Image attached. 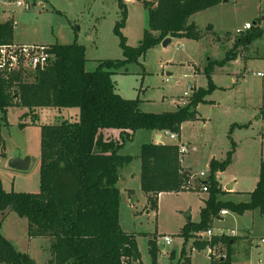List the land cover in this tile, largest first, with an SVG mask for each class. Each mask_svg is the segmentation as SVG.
<instances>
[{"label":"rangeland","instance_id":"374dc122","mask_svg":"<svg viewBox=\"0 0 264 264\" xmlns=\"http://www.w3.org/2000/svg\"><path fill=\"white\" fill-rule=\"evenodd\" d=\"M17 1L29 7L18 6ZM119 1L0 0V21H12V40L22 44H70L76 33L77 43L85 47V67L92 71L102 60L123 58L120 38L114 31L122 17ZM124 5L126 18L119 30L127 45L135 47L148 26V9L143 0H127ZM190 21L200 32H205L203 38L172 37L166 45L161 41L148 49L139 62H130L111 76L118 94L126 99L138 98L139 109L153 113L174 111L177 106L186 105L190 96L185 97L184 93L191 95L192 87L208 88L204 71L210 63L215 86L206 95V102L197 105L196 119L183 122L175 139L165 131L140 129L132 134L124 132L121 137L117 129L101 130L105 139L124 141L119 151L132 156V161L119 170V223L123 231L135 236L138 257L132 264H152L150 239L156 242V264H177L183 247L190 258L189 264H210V257L225 256L226 244L212 246L209 243L203 249L206 253L193 249L192 244L210 242L220 235L228 236L232 244L231 264H264V243L261 241L264 215L258 210L241 214L228 210L225 215L219 212L211 216L207 227L211 236L203 230L193 232L185 242L180 234L187 222L200 221V211L209 197V192L202 190L201 181L208 179L212 160H226L227 153L233 149L232 142L235 145L230 163L215 173L222 190L217 200L246 202L258 180L260 163L264 161V121L259 120V107L264 106V0L220 2L195 13ZM246 23L260 25L262 35L250 44H236L240 31L246 30ZM209 24L212 27L207 28ZM225 57L231 59L222 65L216 63ZM78 119V108H40L32 114L12 106L5 118L0 112L3 189L38 193L41 126ZM233 124L236 126L230 130ZM241 125L243 127H239ZM157 134L161 137L159 140H156ZM155 142L187 146V152L181 155V164L190 173V188L160 193L153 209L140 189L139 154L143 143ZM12 157H29L28 168H10L8 161ZM201 172L204 173L202 177ZM231 182L230 190L227 184ZM27 225L26 218L9 211L0 231L17 250L27 252L37 264H49L52 258L49 240L29 239ZM164 235L172 238L171 244L164 243Z\"/></svg>","mask_w":264,"mask_h":264},{"label":"trees","instance_id":"16d2710c","mask_svg":"<svg viewBox=\"0 0 264 264\" xmlns=\"http://www.w3.org/2000/svg\"><path fill=\"white\" fill-rule=\"evenodd\" d=\"M222 0H143L148 9V26L138 46L127 45L120 32L126 18L124 1H119L121 19L114 26L120 38L122 59L102 60L89 71L85 67V47L77 43L52 44L53 59L37 69L32 81H24L20 72L0 73V112L16 106L34 113L40 108H78L77 121L64 120L41 126L40 187L38 193L5 191L0 180V229L5 214L14 211L26 218L29 239L47 238L52 258L49 264H132L138 257L135 236L122 230L119 223V170L132 161V156L119 150L124 141L105 139L103 129H117L131 134L140 129L179 134L181 124L196 119V107L206 102L214 88L211 63L204 71L208 88L191 91L188 103L174 111L143 112L139 99H126L115 90L112 74L130 62H139L148 49L167 37L200 40L205 36L190 21L195 13L211 8ZM209 28V26H207ZM255 27L239 35L236 44H246L260 36ZM13 23H0V45L11 43ZM227 55V54H226ZM231 59L230 57H228ZM216 62L222 65L228 60ZM236 124L231 125L230 130ZM238 126V125H237ZM239 127H243L242 125ZM129 135V134H128ZM2 136L0 133V144ZM234 142L232 148L234 149ZM212 160L209 176L201 181L209 197L200 211L199 222H187L181 229L185 242L193 232L206 231L211 216L221 210L236 213L257 209L264 215V161L259 177L246 202H221L216 196L222 190L215 173L231 161ZM140 189L150 208H156L162 192H179L190 188V173L181 164L175 144L143 143L140 148ZM226 244L225 256L210 257V264H231L232 251L228 236H214L210 242H193L203 250L207 244ZM149 253L156 264V242L150 239ZM172 257V255H171ZM182 261V262H181ZM185 247L177 264H189ZM0 264H37L27 252L19 251L0 231Z\"/></svg>","mask_w":264,"mask_h":264},{"label":"built area","instance_id":"2783aa9c","mask_svg":"<svg viewBox=\"0 0 264 264\" xmlns=\"http://www.w3.org/2000/svg\"><path fill=\"white\" fill-rule=\"evenodd\" d=\"M18 6H25L28 8L27 4H23L21 1H17ZM251 24L246 23L244 28L250 29ZM53 54L50 51L49 45L44 44H22V43H5L0 45V73L8 74L13 72H20L24 81H32L34 73L37 69H43L52 59ZM185 97L190 95L185 92ZM181 104H185L181 102ZM171 138H176L177 134L170 133ZM180 155L187 152V147L184 144H177ZM203 172L200 173L202 177ZM202 190L207 191V186L202 185ZM220 213L225 215L227 211L221 210ZM205 234L208 236L212 235L211 230H206ZM163 241L165 244H171L172 238L168 235L163 236ZM264 243V238L261 240ZM194 249V248H193Z\"/></svg>","mask_w":264,"mask_h":264},{"label":"water","instance_id":"95a60500","mask_svg":"<svg viewBox=\"0 0 264 264\" xmlns=\"http://www.w3.org/2000/svg\"><path fill=\"white\" fill-rule=\"evenodd\" d=\"M227 0H222V2H226ZM170 37H167L163 40V45H166L170 42ZM8 166L12 169L17 170H26L29 166V157L20 158V157H12L8 161ZM231 185H227V189H230Z\"/></svg>","mask_w":264,"mask_h":264},{"label":"crops","instance_id":"0c3cea01","mask_svg":"<svg viewBox=\"0 0 264 264\" xmlns=\"http://www.w3.org/2000/svg\"><path fill=\"white\" fill-rule=\"evenodd\" d=\"M124 1H127V0H124ZM129 1H132V0H129ZM227 1H228V0H227ZM215 6H216V5H215ZM208 9H209V8H208ZM5 21H8V20H5ZM5 21H0V23H3V22H5ZM191 22H193V21H191ZM193 23H194V22H193ZM194 24H195V23H194ZM208 26H209V27H212L210 24H209ZM255 27L261 29V28H260V25H258V24H257L256 26H255V25L252 26L251 28H255ZM247 30H248V29H246V30H241L240 33L243 34V33H245ZM261 30H263V29H261ZM261 35H262V34H261ZM261 35H260V36H261ZM260 36H258V37H260ZM258 37L254 38L253 40L257 39ZM202 38H203V37H202ZM237 38H238V37H237ZM186 39H187V38H186ZM253 40H252V41H253ZM12 42H14V41L12 40ZM14 43H18V42H14ZM246 44H250V41H249V43H246ZM237 47H239V46L237 45ZM237 55H238V54H237ZM239 55L243 56L242 54H239ZM243 57H244V56H243ZM247 57H249V56H247ZM247 57H246V58H247ZM253 57H259V58H262V56H256V55H254ZM244 58H245V57H244ZM232 80H233V78H232ZM193 89H196V87H192V88H191V91H192ZM258 107H259V106H258ZM263 107H264V106L259 107L260 110H261V113H260V116H259V120H261V121H264V113H263V111H264L263 109H264V108H263ZM119 131H120V130H119ZM127 132H128V133H131L130 131H127ZM112 138L116 139V136L113 135ZM160 138H161V137L159 136V134H157V135H156V140H159ZM116 141H117V140H116ZM118 142H121V141H118ZM155 143H156V142H155ZM186 147H187V146H186ZM185 169H186V168H185ZM186 170H187V169H186ZM139 179H140V178H139ZM256 182H257V181H256ZM229 184L231 185V188H232V182H231V183H228L227 185H229ZM231 188H230V190H231ZM250 192H251V191H250ZM128 194H129V193H128ZM255 210H257V209H255ZM258 212H259V211H258ZM259 213H260V212H259ZM191 250H192V249H191ZM203 252L206 253V250H203ZM248 255H249V253H248Z\"/></svg>","mask_w":264,"mask_h":264}]
</instances>
